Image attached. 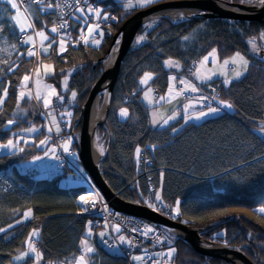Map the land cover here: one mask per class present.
<instances>
[{
    "label": "trees",
    "instance_id": "1",
    "mask_svg": "<svg viewBox=\"0 0 264 264\" xmlns=\"http://www.w3.org/2000/svg\"><path fill=\"white\" fill-rule=\"evenodd\" d=\"M166 1L173 0H159L155 4ZM225 1L240 3L248 0ZM96 2L106 7L111 16L118 18L101 23L105 35L99 46L91 41L87 45L84 42L73 43V40L78 39L83 23L70 15L72 40L66 45V52L58 54L55 47L51 55H40L42 61L53 64L55 73L46 79L57 87L61 86L68 70L75 69L68 80L69 90L78 93L75 103L71 105L74 114L69 133L81 129L79 118L82 106L103 72L102 60L107 55L113 36L129 17L142 9L136 7L125 12L121 6L125 0ZM31 11L38 16L36 27L40 28L41 22H46V31L50 30L53 25L52 11L40 13L37 8ZM203 23L205 27L194 41L188 46L180 43V39ZM262 30L264 23L254 21L230 22L196 17L175 24L166 18L162 19L148 33L149 41L135 47L123 60L109 115L97 129V134L108 146L107 155L100 165L102 175L124 200L149 204L148 186L161 187L162 200L174 205L179 199L181 211L178 219L193 227L223 218L229 207L250 208L254 214L253 220H225L205 231L203 237L219 244L241 246L257 264H264V215L256 211L264 206V139L260 133L254 134L252 130L264 120V62L251 53L246 39L257 36ZM4 33L9 36L11 43H17L16 36L12 35L7 25ZM27 47L19 48V52L25 53L23 57L16 52L11 60L19 65V69L0 77V89L12 81L3 105V114H0V141H6L13 133L30 138L27 145L21 142V146L25 147L24 153H0V174H10L7 176L12 184L10 190L6 186L0 187V227L14 224L28 208L33 209L34 218L10 230L15 238L4 240L5 234L0 233V264H20L12 258L18 254V250H23V242L34 227L41 229L38 246L44 252V259L70 257L72 253H77L79 238L84 234L86 222L91 219L90 216L79 215L78 196L87 190L85 184L63 186L59 183L62 177L70 175L69 167L65 166L53 178L41 176L30 180L24 174L22 164L31 160L33 155H42L51 144L49 141L47 145H39L45 136L52 135V132H48L50 121L43 115L42 109L33 115L30 101H21L20 106L27 110V115L17 125L5 127L7 119L13 118L17 107L16 85L19 78L33 71V57H27ZM212 48L217 49L220 60L239 51L251 62L249 72L244 77L227 86L222 84L220 88L219 99L233 103V112H222L200 123L184 124L179 119L170 123L178 129L184 125L175 134L167 126L153 128L150 124V107L142 99L144 86L139 84L140 77L145 71L154 73L150 85H158L164 92L169 83V72L164 67L166 58H177L188 67L193 60ZM61 70H64V75ZM217 82L219 79L212 83ZM121 107L129 108L130 118L121 119ZM31 125L40 130L36 133H21V129ZM151 144L157 145L156 151L146 148ZM137 146L147 151L151 161L149 166H144L142 161L137 165ZM161 172L164 173L162 180ZM148 177L152 178L151 184ZM22 182L23 187L19 184ZM102 226L95 225V231L99 232ZM94 241L98 249L95 257L97 264H128L126 257L113 258L98 235ZM175 248L177 251L171 260L172 264H228L217 258H211L208 262L205 256L182 240L176 242ZM31 262L28 260V264Z\"/></svg>",
    "mask_w": 264,
    "mask_h": 264
},
{
    "label": "snow or ice",
    "instance_id": "2",
    "mask_svg": "<svg viewBox=\"0 0 264 264\" xmlns=\"http://www.w3.org/2000/svg\"><path fill=\"white\" fill-rule=\"evenodd\" d=\"M157 0H125V2L121 5L125 12L132 10L136 7L146 8L153 4H155ZM250 3H258L260 6H264V0H249ZM7 5L11 6V10L15 12L14 15L6 17L10 23L8 27L12 30V34L17 36V43L8 44V39L5 36L3 39L4 45L6 47H0V52H5L9 56L12 52H19V48L22 46H28L26 55L29 58L37 57L38 55H51V50L58 46V54H63L66 52V45L70 40H72L71 33L67 31L69 27L72 25L69 22V19L65 18L66 15H69L65 12L66 8H74V12L70 15L74 16L77 22L83 20L85 23L80 26V34L78 39L73 40V43H80L83 41L85 45H87L90 41L96 46L101 44L103 37L105 35L104 31L101 29V21L107 20H117L118 18L115 16H111L110 13L106 10V7L101 6L100 3L93 0V2H89V0H75L74 5L69 4L68 0H64V3H60V0H56L55 3L52 0H20V4L17 3V0H5ZM21 4L24 5L23 11H21ZM37 8L39 9L40 13H48L49 10H55L59 15V26L55 22H53L52 27L50 30L46 31L47 23L41 22L42 26L40 28L36 27V22L38 16L35 12L31 11V9ZM4 11L7 13L9 9L5 8ZM76 13H80L81 15H76ZM180 19H184V14H178ZM95 20V23H89V20ZM160 17H156L151 20L147 25L146 28L152 27ZM3 24H0V35L3 34ZM29 31L32 32L29 35ZM87 32V34H85ZM51 34H55L52 36ZM95 34V35H94ZM98 36L99 38H95ZM59 37V40L56 39ZM37 38L39 39V53L37 51ZM148 38V33L145 32L141 35L136 37V44H140L141 42L145 41ZM185 41L189 39L188 36L183 37ZM47 42V44L45 43ZM119 44V40L116 41ZM248 45L250 46V51L253 55L259 56L262 51H264V30L260 31L257 36L250 37L247 41ZM113 51H116L114 48ZM19 55L23 57L25 53L19 52ZM216 56H217V49L213 48L208 55L204 56L197 65V62H193L196 65V71L194 73L196 79L200 81H210L212 76L215 75V72H211L207 70L206 65L211 58V62L216 64ZM264 59V56L261 57ZM42 64L43 73L41 72V68L37 67L35 69L34 76L32 73H25L22 77L19 78V82L16 85L17 89V96H16V110L13 112V118L7 119L5 127L17 125L23 117L27 115V110L20 106V102L27 100L32 101L35 100L36 102L43 103L44 109H49L47 112V116L51 117L50 126L48 127V132H52V126H55V131L57 134L61 133L60 122L57 119V116L53 114L52 105H53V98L64 101L65 97L59 93L55 86L50 84L41 85L40 77L41 75L51 76L54 75L55 69L52 64L43 63V61H39ZM0 77L7 76V74L12 73L14 70L19 69V65L8 59L0 60ZM164 65L169 68H180V62L178 60L169 57L164 61ZM229 66H231L229 68ZM223 67L228 69L227 71H222L220 74L224 76L223 84L225 86L230 85L234 80H239L240 78L244 77L251 67L250 60L241 52L236 51L232 56L223 60ZM203 69V71H202ZM75 71V69H69L67 75H64V70H61V74L64 75L63 80V87L67 89L69 84V76L71 73ZM154 79V73L145 71L143 75L139 79V84L143 86H147L150 81ZM176 76L169 77V87L166 95L159 96L158 100L154 99L151 95L153 89L148 87L146 91L143 92V98L148 102L149 105H154L156 103L167 101L171 103L172 100L177 99L180 96L185 95L188 91L193 93L200 92L201 90L197 88L195 84L191 81L180 78L179 84L183 85V88L180 90H176L174 84L172 82L176 81ZM30 82L34 83L35 85V92H33L32 88L29 86ZM12 85V81H8L7 84L0 89V114H3V105L6 102V98L9 95V87ZM213 93H215V89H213ZM135 94V92H134ZM78 93L76 91L71 92V101H75L77 98ZM211 100H216L218 102L217 107L211 106ZM205 107L207 111H198L195 114H190L191 110L194 108V104L191 100L183 105V116L182 119L184 123L187 124L188 121L196 119L200 120L203 117L209 115H215L222 111V109H233L234 104L231 103L229 100L219 99L218 94L212 95L211 97H207L204 95H200L198 99V103L206 102ZM119 115L122 118H130V111L127 107H121L119 109ZM61 118L67 117L68 120V127H71V120L70 118L73 116L71 111H63L59 113ZM180 116V111L173 110L171 115L163 116L157 111H153L150 115V123L153 126H159L160 128H164L167 126L171 129L172 133H177L180 131L184 125L180 126V129L177 127H173L170 124V121L177 120V117ZM10 130V129H9ZM40 129H38L35 125H31L28 128L21 129V133H36ZM253 133H260L262 139H264V120L260 121L259 125L253 128ZM51 136H45L44 139L39 141V145H47L51 140ZM97 140H99V136H97ZM21 142L25 145L28 144V140L24 139V137L18 133H13L6 141L0 142V150H8L7 155H16L18 153H24L25 147L21 146ZM72 144V137H68L66 140L57 146L46 148L44 150L43 156L40 155H33L31 157L32 162L42 160L45 157L51 156L53 159L60 160L61 157L57 155V147L62 148L64 152L70 151V145ZM100 147L101 155L104 154V148ZM147 149L151 151L157 150L156 144H151L146 146ZM144 150L137 146L135 148V159L137 165L141 163L142 159V152ZM75 155V153H72ZM145 164L148 163V160L143 161ZM164 173H160L161 180L163 179ZM89 196L92 194L89 193ZM155 200L162 201V196L160 192L155 193ZM79 201L83 203V206L79 210V214L87 213L89 211V205L95 207V200H89L85 195H81L79 197ZM180 204L181 201L177 199L175 201V206L172 207V212L176 213L177 215L180 214ZM149 207L154 208L155 206L151 203L148 205ZM106 207V206H105ZM168 207V205H165ZM19 211V210H15ZM260 214L264 215V206L259 207L256 209ZM117 215H119L117 213ZM30 218L33 217V209L28 208L25 210L20 219H17L14 224H8L6 228L0 227V233H4L3 236L4 240H9L10 238H15L12 235L11 231L14 226H18L25 221H28ZM110 229V230H109ZM132 233L139 232L141 236L147 238L149 234L155 233L156 229L150 225H144L142 228L140 227H132ZM112 233H115L113 235ZM99 236L101 243L106 247L108 253L116 259L125 258L129 255V250L136 248L137 245L134 244V237H129L124 234L122 225L112 224L109 225V221L107 217L104 219V225L102 226V230L99 232L95 231V224L94 221L89 219L84 228V234L80 236L79 243L77 245V253H72L70 257H64L63 259H52L45 261L44 260V252L40 248L37 247V243L41 236V229L39 227H34L28 233L27 238L23 242L24 247L23 250H18V254L15 255L12 259L14 262H20V264H28V260H32L33 264H97L95 257L98 255V249L94 241L95 236ZM220 235V234H217ZM251 236V233H249ZM165 240L169 247L167 251H160L156 253H150L147 249H143L142 255H131L130 259L132 264H146V261H150L151 264H170L171 260L174 258V253H176L177 249L172 247V243L174 237L171 235L165 236L163 239L156 235L154 236V243L153 247L157 244L161 246L164 244ZM227 243V242H226ZM127 246V247H124Z\"/></svg>",
    "mask_w": 264,
    "mask_h": 264
},
{
    "label": "water",
    "instance_id": "3",
    "mask_svg": "<svg viewBox=\"0 0 264 264\" xmlns=\"http://www.w3.org/2000/svg\"><path fill=\"white\" fill-rule=\"evenodd\" d=\"M169 9H190L194 11V14L186 20L201 17L206 19L218 18L229 21H254L264 23V6H258L250 2L234 3L225 0H173L160 2L148 8L141 9L129 17L113 36L111 46L107 52L108 55L112 47L117 44L116 41L119 40L118 55L115 61L109 67L103 66L101 77L92 87L81 109L79 120L82 125L78 148L81 162L91 175L97 187L115 210L140 217L160 226L176 229L181 233L180 237L190 243L193 248L203 256L217 258L229 264H256L254 260L242 251V248L237 249L232 246L218 245L202 237L203 232L218 226L225 221V219L240 222V215H230L229 217H224L199 227H193L172 220L145 204L129 202L121 198L114 192L102 175L100 163L103 158L99 161L95 159L94 145L96 131L99 126L106 122L109 115L111 98L119 77L122 62L126 55L132 50L135 39L144 22L150 19V17ZM261 54L262 52L259 56H261ZM102 92H105V114L102 119L92 123V109L97 97Z\"/></svg>",
    "mask_w": 264,
    "mask_h": 264
},
{
    "label": "rangeland",
    "instance_id": "4",
    "mask_svg": "<svg viewBox=\"0 0 264 264\" xmlns=\"http://www.w3.org/2000/svg\"><path fill=\"white\" fill-rule=\"evenodd\" d=\"M157 1H159V0H157ZM53 3H55L56 2V0H53L52 1ZM18 3V2H17ZM5 8H7V9H9V11L6 13L5 11H4V9ZM24 8V7H23ZM21 11H23V9L21 8ZM52 13L54 14V11H52ZM15 14V12L14 11H12L11 10V6L10 5H7L6 3H5V0H2L1 2H0V24H3L4 25V27H3V34L2 35H0V47H6V45H4V43H3V39H4V37L6 36L7 37V39H8V44H12L11 42H10V38H9V36L7 35V34H5L4 33V29H5V27H6V25L8 26V24L10 23V21L9 22H7V18L6 17H9V16H11V15H14ZM76 15H81L80 13H76ZM7 22V23H6ZM81 22L84 24L85 22L83 21V20H81ZM89 23H95L96 21L93 19V20H89L88 21ZM204 27H205V24L203 23V24H201V25H199L193 32H191L189 35H187L188 37H189V39L187 40V41H185L183 38L182 39H180V43L181 44H183L184 46H188V43H190V42H192V41H194L195 39H196V37L203 31V29H204ZM102 29V28H101ZM87 33V32H86ZM12 35H14V34H12ZM55 35V34H54ZM16 36V35H15ZM16 38H17V36H16ZM57 39V38H56ZM57 40H59V39H57ZM18 42V41H17ZM46 44H47V42H45ZM57 49H58V46H57ZM213 49V48H212ZM211 49V50H212ZM37 51H38V53H39V46H37ZM16 54V52H12V54L9 56L7 53H5V52H0V60H4V59H8V60H12V58H13V56ZM206 56V55H205ZM232 56V55H231ZM256 56V55H255ZM203 57H204V55H203ZM230 57V56H229ZM257 57V56H256ZM226 58H228V57H226ZM226 58H224V59H226ZM223 59V60H224ZM223 60H220V59H218V57H217V62H216V64H213L212 62H211V58H210V60H209V62L207 63V65H206V68H207V70H209V71H211V72H215L216 74L215 75H213L212 76V78H211V80L210 81H200V80H198V79H196V77L195 78H193V79H189V81H191L193 84H195L196 86H197V88H202V85H204V84H208V83H210V82H213V81H215L216 79H223L224 80V76L223 75H221L220 73L222 72V71H227L228 69H225L224 67H223ZM39 61H41V57H40V55H38L37 57H33V71L31 72L32 74H33V76H34V73H35V69L37 68V67H40L41 68V72L43 73V68H42V64H40L39 63ZM194 62H196V59L194 60ZM43 63H49V64H52V63H50V62H48V61H43ZM53 65V64H52ZM0 67H3V65H0ZM231 66H229V68H230ZM202 71H203V69H202ZM172 76V75H171ZM47 77H49V76H45V75H41V77H40V80H41V85L43 86L44 84H50V85H53V86H55L56 87V89H57V91L59 92V93H61L64 97H65V100L64 101H61L63 104H65V107H64V105H63V107H62V109L61 110H58V108H59V106L57 107V106H55L54 105V101H55V98H53V105H52V110H54L53 111V114L54 115H56L57 116V119L59 120V122H60V116H59V113L60 112H63V111H65V110H67V111H71L73 114H74V110L73 109H71V105L73 104V103H75V101H71V92L72 91H70L69 90V87L67 88V89H64V87H63V80H64V78L62 79V81H61V86L60 87H57L53 82H50V81H48L46 78ZM188 80V79H187ZM151 82L152 81H150L149 82V84L147 85V86H144V90H143V92L144 91H146L147 90V88L148 87H150L151 88ZM169 83H170V81H169ZM169 83H168V87H169ZM173 84H174V87H175V89L177 90V87H176V82L174 81V82H172ZM31 88H32V90H33V92H35V85H34V83H32V82H30V85H29ZM201 90V89H200ZM167 91H168V88L166 89V91L163 93V95H166V93H167ZM189 92H191V91H189ZM192 93V92H191ZM104 95V94H103ZM152 95V94H151ZM104 97H105V95H104ZM142 99H143V101H144V103L148 106V107H150L151 109V113L153 112V111H157V112H159L161 115H163V116H168V115H171L172 114V112H173V110H177V111H180V116H178L177 117V120H179V119H182V116H183V105L184 104H182V100H181V97H178L177 99H174V100H172V102L171 103H168L167 101H162V102H159V104H158V106H156L155 104L154 105H149L148 104V102L146 101V100H144V98H143V93H142ZM57 101V100H56ZM193 102V104H194V108L191 110V112H190V114H195L196 112H198V111H201V110H203V111H207V108L206 109H204V108H202V107H200V104L197 102V100H195V101H192ZM55 103H57V102H55ZM217 105V104H216ZM30 109H31V112H32V114L33 115H35V112H39L40 111V109H42V111H43V115L45 116V117H47L48 118V120L50 121L51 120V117H49V116H47V112L49 111V109H44L43 108V103H42V101L41 102H36L35 100H32V101H30ZM222 112H233V109H231V110H229V109H226V108H224V109H222V111L220 112V113H222ZM220 113H218V114H215V115H209V116H206V117H203V118H201L200 120H196V119H193V120H190V121H188V123H190V122H196V123H200V122H202L203 120H205V119H207V118H209V117H212V116H216V115H219ZM73 117V116H72ZM70 118V120L72 121V119L73 118ZM121 117V116H120ZM121 119H123V120H125L126 118H122L121 117ZM61 120H63V121H65V122H68V120H69V118H67V117H64V118H61ZM177 120H175V121H177ZM182 121H183V123H184V120L182 119ZM172 122H174V121H170V123H172ZM62 123L60 122V127H61V133L60 134H57L56 133V131H55V126H52V135H51V140H50V143H51V146L52 147H54V146H57L58 144H60V143H62L63 142V140H66L68 137H71V133H68L65 129H63V126L61 125ZM185 124V123H184ZM49 126H50V124H48ZM64 126H65V124H64ZM153 126V125H152ZM158 126V125H157ZM157 126H153V127H157ZM66 128L68 129V130H70L71 129V127H67L66 126ZM78 135V134H77ZM99 136V135H98ZM24 137V139H26V140H29L30 138H28V137H25V136H23ZM97 138V137H96ZM61 141H60V140ZM99 140H100V142H104L105 143V141L99 136ZM1 142V141H0ZM104 145V144H103ZM74 148H76V144H71L70 145V151H77V150H74ZM7 151L8 150H0V153H7ZM69 153V152H68ZM143 153V152H142ZM41 156V155H40ZM43 156V155H42ZM71 157H72V159L74 160V163H75V167H76V172L77 173H79V171L81 172V174H79V176L81 177V179L82 180H84L85 182H86V185H87V190H86V192L87 191H89L90 190V192L91 193H95L97 196H98V198H99V200L100 201H102V203L104 204V205H106L107 206V208L108 209H106V211H109V209H111L112 208V206L110 205V203H109V201L105 198V196L103 195V193L100 191V189L97 187V185H95V183L93 182V180L91 179L92 177H91V175L89 174V173H84V171L86 170L85 169V167H84V165L79 161V155H78V153H75V155H71ZM46 158H52L51 156H49V157H45V158H43L42 160H39V161H35V162H32V160H28V161H26V162H24L23 164H22V166L25 168V167H28V166H38L40 169H42L43 168V164H41V162L43 161V160H45V166H47V164H46ZM56 170V169H55ZM55 170H46L47 171V173H44V174H42V176L43 177H48V178H53V177H55V176H57L59 173H60V170H57V171H55ZM72 173L74 174V172H73V170H72ZM79 181H81L80 179H78ZM81 182H83V181H81ZM59 183H60V185H63V186H72V185H76V184H79L80 182H78V181H73L72 179H71V177H70V175H68V176H65V177H62L60 180H59ZM92 189V190H91ZM85 192V193H86ZM115 192V191H114ZM157 192H160V194H161V196H162V191H161V188H159L158 190H157ZM116 193V192H115ZM117 194V193H116ZM83 195H85V194H83ZM93 195V194H92ZM91 195V196H92ZM163 201V200H162ZM78 204H79V206H80V208L83 206V203L81 202V201H78ZM175 206V204L173 205V207ZM173 214L174 215H177L176 213H174L173 212ZM178 216V215H177ZM250 218H254V216H253V213H251V217ZM100 230H102V229H100ZM99 230V231H100ZM100 239V238H99ZM166 252V251H165ZM17 255V254H16ZM134 255H142V253H136V254H134ZM31 264H33V262H31Z\"/></svg>",
    "mask_w": 264,
    "mask_h": 264
},
{
    "label": "bare ground",
    "instance_id": "5",
    "mask_svg": "<svg viewBox=\"0 0 264 264\" xmlns=\"http://www.w3.org/2000/svg\"><path fill=\"white\" fill-rule=\"evenodd\" d=\"M17 2H18V4H20V0H17ZM90 2V1H89ZM253 4H256V5H258L259 6V4L258 3H253ZM21 6V5H20ZM51 11H53V10H51ZM180 13H183L184 14V19H180L179 18V15L178 14H180ZM192 14H194V11H192V10H190V9H169V10H166V11H163V12H160L159 14H157V15H154V16H152V17H150L151 19H154V18H156V17H159V16H163V17H168V18H170V19H172L173 21H179V20H185V19H187V18H189ZM151 19H148V20H146L145 22L147 23L148 21H150ZM54 22V21H53ZM80 43H83V42H80ZM139 45H141V44H138V46ZM37 46H39V39L37 38ZM133 47H136V44L134 43V45H133ZM116 49V51H113V49ZM57 49V48H56ZM118 49H119V44H115L113 47H112V49H111V51L109 52V54L108 55H106V57L103 59V62H102V64H103V66L104 67H109V66H111L112 64H113V62L115 61V59H116V57H117V55H118ZM58 50V49H57ZM127 56V55H126ZM125 59V58H124ZM103 73V72H102ZM102 75V74H101ZM101 77V76H100ZM98 81V80H97ZM116 86V85H115ZM156 86H158V85H156ZM115 88V87H114ZM103 94H105V92H102V93H100V95L97 97V99H96V101H95V103H94V106H93V109H92V123H95V122H97V121H99L100 119H102L103 118V116H104V114H105V98H104V95ZM112 99V98H111ZM159 104V103H158ZM98 129V128H97ZM96 133H97V131H96ZM261 137V136H260ZM262 138V137H261ZM99 146H102L103 147V143L102 142H100V140H97V139H95V145H94V154H95V159L96 160H100L101 158H103L105 155H106V151H105V149H104V154L103 155H101V153H100V147ZM143 152H144V154H145V158H144V160L146 159V160H148V163L147 164H145L144 162H142V163H144L145 164V166H149L150 165V163H151V161H150V158H149V156H148V154H147V151L145 150V148H143ZM57 155H58V153H56ZM65 164V166H67V167H69V168H71V165H70V163L69 162H66V163H64ZM4 173L5 172H2V174L3 175H0V187L1 186H6V188H8L7 190H10V189H12V184L9 182V180H8V176H7V174H6V176H4ZM84 173L86 174V173H89L87 170H85L84 171ZM159 188H161V187H156V186H154V185H150V186H148V195H147V200H148V203H151L154 199H155V192L159 189ZM162 205H168L169 207H170V214L167 216L168 218H170V219H172V220H175V221H178V222H181V223H184L183 221H181V220H179L178 218H179V215L177 216V215H174L173 214V212H172V207H173V205L172 204H170V203H167V204H162ZM90 207H91V209L93 210L92 211V213H90L91 214V216H93L94 218H96L97 220H101L100 218H101V216H103L102 215V213H100L101 212V209L98 207V205H96L95 204V207H92L91 205H89ZM152 208V207H151ZM152 209H154V210H156L157 212H159V213H161L160 212V210H159V205H155V207L154 208H152ZM227 213H226V215L224 216V217H229L230 215H235V214H238V215H240V222H241V220L242 219H244V218H247V219H250V220H253L254 218H250L251 217V213H253V211L250 209V208H248V207H229L228 209H227V211H226ZM86 213H83V214H79L80 216L81 215H85ZM123 215H128L127 213H123ZM253 216H254V214H253ZM223 217V218H224ZM226 220V219H225ZM112 224V223H111ZM121 224H123V223H121ZM124 224H125V226H127V229H128V224H129V221L126 219V220H124ZM186 224V223H185ZM208 224H210V223H208ZM207 225V224H206ZM204 226V225H203ZM241 227L243 228V225H241ZM208 231V230H207ZM130 232V238L131 237H134L135 239H145V241H149V240H151L152 238H154V234L152 233V234H149V236L147 237V238H143L138 232L137 233H132L131 231H129ZM166 232L168 233V234H166V236H168V235H171L172 237H174V240H173V243H172V247H175V245H176V242L177 241H179V240H182V241H184V242H186L183 238H181L180 236H181V233L179 232V231H177L176 229H173V228H170V227H167L166 228ZM204 233V232H203ZM203 233H202V237H203ZM164 236H165V234H164ZM205 240H208V241H212V240H210V239H207V238H205V237H203ZM163 239V238H162ZM212 242H214V241H212ZM186 243H188V242H186ZM214 243H216V242H214ZM188 244H190V243H188ZM216 244H218V245H224V244H219V243H216ZM191 245V244H190ZM192 246V245H191ZM225 246H232V245H225ZM169 247V245L167 244V241L165 240V242H164V244L161 246L160 244H158V246H157V251H167V248ZM193 247V246H192ZM233 248H237V249H239V248H242L241 246H238V245H233L232 246ZM244 252V251H243ZM153 254L155 253V251L154 252H152ZM245 253V252H244ZM132 254L131 253H129V256H131ZM206 257V256H205ZM212 257H206V260L209 262L210 261V259H211ZM146 264H151V262L150 261H146ZM170 264H172V263H170ZM209 264V263H208ZM257 264V263H256Z\"/></svg>",
    "mask_w": 264,
    "mask_h": 264
},
{
    "label": "built area",
    "instance_id": "6",
    "mask_svg": "<svg viewBox=\"0 0 264 264\" xmlns=\"http://www.w3.org/2000/svg\"><path fill=\"white\" fill-rule=\"evenodd\" d=\"M53 1V0H52ZM74 2L75 0H68V3L69 4H73L74 5ZM60 3H64V0H60ZM22 7H24L23 4H21ZM54 11V14H53V21L57 24V26H59V23H60V20H59V15L58 13ZM65 12L69 15H66L65 18L69 19L70 17V14L74 12V8H66L65 9ZM70 22V21H69ZM68 32H70V27L67 29ZM95 38H99L98 36H96ZM80 42H83V41H80ZM198 60H196L197 62ZM194 69L191 68L188 72L189 75L193 76L194 75ZM180 89H182V87H180ZM213 89H215V93H213ZM219 89H220V84H212L208 87V94L206 95L207 97H211L212 95H215V94H218L219 93ZM155 99L158 100L159 96H160V88L159 87H155L154 88V93H153ZM196 96L195 95H191V94H188L186 93L185 95H183V98L185 100H189V99H192V98H195ZM207 103L204 102L203 105L205 106V104ZM216 105V100H211V106H215ZM55 106H59L58 110L61 109V105L59 103H56ZM60 140V139H59ZM61 141V140H60ZM61 144V143H60ZM59 145V144H58ZM57 153L58 155L61 157V160H63V162H71V158H70V155L72 154L71 151L68 152H64L62 148H59L57 147ZM144 153V152H143ZM144 158H145V154H143V161H144ZM28 174L31 178H33L34 176L37 175V172L35 170H28ZM79 174H81V172L79 171V173H74L73 174V178H81L79 176ZM144 174H146V172H144ZM0 175H3V174H0ZM148 180L149 182H152V178L151 177H148ZM21 187H23L21 184H20ZM89 194V193H88ZM88 194H85V196L89 199V200H92L94 199L95 200V204L98 205V207L101 209V212L104 219L105 217H107L108 221H109V225H112V224H121L122 225V228H123V232L127 235V236H130V232L131 231V228L132 227H140L142 228L144 225H150L148 223H146L145 221L143 220H140L136 217H133V216H129V215H123V213H120V212H117L115 210H113L112 208L109 209V211H106L107 206L104 205L102 203V201L99 200L98 196L93 192L91 194H93L92 196H89ZM106 206V207H105ZM159 210L161 213L163 214H166V215H169L170 214V207H165L164 205L162 204H159ZM89 211L92 212L93 210L91 209V207L89 206ZM117 213L119 215H117ZM128 220L129 221V224H128V229H127V226H125L124 224V220ZM112 223V224H111ZM152 226V225H150ZM156 229V232L153 233L154 236L156 235H159L161 238H164L166 236V234H168L167 232L161 230V229H158L156 228L155 226H152ZM139 233V232H138ZM140 234V233H139ZM165 234V236H164ZM143 237V236H142ZM145 238V237H143ZM153 243H154V238H152L151 240L149 241H145V239H134V244L137 245L136 248H133V249H130L131 251H136V250H142L143 249H147L150 253H152L153 251H155L157 249V246L158 244L153 247Z\"/></svg>",
    "mask_w": 264,
    "mask_h": 264
},
{
    "label": "crops",
    "instance_id": "7",
    "mask_svg": "<svg viewBox=\"0 0 264 264\" xmlns=\"http://www.w3.org/2000/svg\"><path fill=\"white\" fill-rule=\"evenodd\" d=\"M52 146H50V147H48V148H51ZM43 155V154H42ZM41 155V156H42ZM47 160H46V164H47V166H45V160H43L42 162H41V164H43V168L41 169V171H42V173H47V171L46 170H55V169H57V167H58V165H57V161H56V159H53V158H46ZM26 222V221H25Z\"/></svg>",
    "mask_w": 264,
    "mask_h": 264
}]
</instances>
